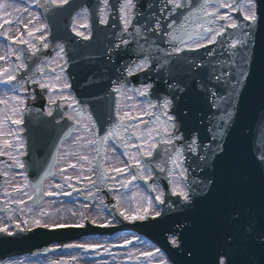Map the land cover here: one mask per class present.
Here are the masks:
<instances>
[{
    "label": "snow or ice",
    "instance_id": "6c2138e0",
    "mask_svg": "<svg viewBox=\"0 0 264 264\" xmlns=\"http://www.w3.org/2000/svg\"><path fill=\"white\" fill-rule=\"evenodd\" d=\"M70 3L72 0H30L16 8L27 14L16 22L24 23L23 30L5 29V24H12L9 19L0 23L4 29L0 31V61L9 65L0 67V77L6 78L4 84L12 85L14 125L25 123L24 97L34 101L37 97L36 91H28V84L44 93L47 104L69 101V108L80 112L70 93L63 44L54 51L51 44L52 56L27 75L29 57L50 49L49 25L37 10L48 13ZM138 3L117 0V7L110 9L122 28L115 49L134 46L136 59L126 67V79L112 89L114 118L98 138L96 128L91 129L89 142L98 145L96 156L84 155L87 168L78 161L75 176L57 167V155L34 182L26 172L23 183L14 187L5 179L0 185L4 196L0 237L19 240L35 229H83L81 236L100 237L45 248L34 254H52L54 258L43 264H264V145L253 143L250 136L256 125H264V76L257 86L260 106L253 124L249 126L241 118L244 94L253 82L255 34L264 27V0H149V16L143 21ZM108 4L104 0L100 9V23L105 26L110 23L104 15ZM237 12L240 15H233ZM91 27H78L75 18L71 32L89 41L92 33L80 29ZM21 70L24 74L18 75ZM50 74L61 81V88L45 82ZM141 74H145L144 81L131 82ZM49 90L56 95L49 96ZM125 90L140 98V113H121L116 94ZM201 99L208 102L210 114L200 107ZM5 103L0 99V105ZM52 114L49 108L47 115ZM68 119H73L72 113ZM18 143V154L8 153L12 163L0 171V177L14 179V168L29 167L20 158L28 155L26 145ZM0 147L10 149L12 141L4 140ZM109 151L114 154V165L107 163ZM69 166L77 169V163ZM257 171L262 181L259 204L246 194ZM52 204L74 206V211L69 209L73 219L48 211ZM205 204L212 205L213 211L198 223L192 214ZM150 232L163 242H154ZM0 264L24 261L6 257L0 258Z\"/></svg>",
    "mask_w": 264,
    "mask_h": 264
},
{
    "label": "water",
    "instance_id": "95a60500",
    "mask_svg": "<svg viewBox=\"0 0 264 264\" xmlns=\"http://www.w3.org/2000/svg\"><path fill=\"white\" fill-rule=\"evenodd\" d=\"M82 1L84 3L81 7H86L89 10L91 9L94 13L93 21H96L100 16V9L102 8L103 0ZM109 1L110 9H115L117 7V0ZM135 1L137 3V0ZM154 2L158 3V0H154ZM148 4L149 0H139L137 7L140 8V11L143 13L144 11H149L147 7ZM49 12L50 15H52L50 21L53 28V40L55 42L53 51L58 44L64 42L65 45H67L69 61L72 62L71 68L68 71L71 76L72 88L77 94V99L80 101L81 105H86V107L90 108L92 115L97 122L100 134V132L110 124V120L114 118V104L116 97L112 89L116 82L126 79L125 68L129 59H133L135 56L122 52L113 56L105 57L99 52V57L93 58L95 62H92L91 59H74V54L80 49L82 40L76 38L71 31H67L68 23L72 20L73 12L68 10L67 6L60 10H49ZM152 12H155V9H152ZM85 21L86 18H83V20L80 18L77 21V26L79 27L81 24H88V20ZM109 21L108 28L116 29L121 26L115 12L112 13L110 11ZM80 30L88 33L85 29ZM255 42L256 47L253 56L255 63L252 69L253 82L248 91L244 94L241 117L249 126L253 124L252 120L260 106V96L257 86L262 76H264V27L257 30L255 34ZM249 56L252 58L251 53ZM111 57L114 59L110 60ZM22 74H24V72ZM31 74L32 72L30 69L28 70L27 75ZM144 80L145 74L131 78V82L134 84H139ZM156 83L159 87H163L162 85H159L158 81H156ZM43 105L44 103H41L40 105L33 104V107H30L26 113L25 127L28 132L27 138L29 140V145L31 146L30 154L26 158V161L29 162V165L31 164V168L34 171L31 172L30 170V176L34 181L38 178L35 173L42 175L43 171L46 170L47 165L51 163L52 157L56 156L57 147L66 137L65 134L74 127V125L67 120L61 124L56 123V119L61 118L63 112L59 105L56 108L55 114L50 118L46 117L44 114ZM64 106L67 107V103H65ZM200 107L206 114H210L207 101L201 99ZM125 111H131L134 115L142 111V106L138 104L136 97L132 95H127L125 97L123 112ZM250 136L253 143L264 145V125H256ZM229 150L231 151V143L229 145ZM113 156L114 154L110 152L109 165L115 164V160L111 159ZM246 194L255 198L257 204H259L262 194V181L258 171L255 172L253 176L251 187L246 189ZM212 211L213 207L210 204L198 205L197 212L192 214L191 218H195L198 223H202L211 216ZM130 228L132 229L133 226H130ZM84 231L86 230L62 229L51 231L46 229H36L34 232L28 233L26 237L19 240L13 237H1L0 258L33 252L41 253L43 249L48 248L50 245L61 242L67 243L70 240L82 237L80 233ZM92 231L101 232L100 229H92ZM150 235L155 238L154 242H163L155 232H150ZM4 240H7L8 242H2Z\"/></svg>",
    "mask_w": 264,
    "mask_h": 264
},
{
    "label": "rangeland",
    "instance_id": "374dc122",
    "mask_svg": "<svg viewBox=\"0 0 264 264\" xmlns=\"http://www.w3.org/2000/svg\"><path fill=\"white\" fill-rule=\"evenodd\" d=\"M27 3H30V1ZM25 4L20 5V7H24ZM31 5H33V3H31ZM7 9H9V13H10L7 16L10 17L13 15V11L16 9V6L14 4L8 5ZM15 12H16V10H15ZM17 14L21 15V13H18V12H16V14L14 13L15 16ZM37 35H39V33ZM47 83H51L57 88L61 87V85H62L60 80H58L56 78H52V79L48 80ZM2 93H5V92L0 91V99H3L5 101H10L11 103H13L11 101V99H8L7 96H5V94H2ZM54 95H56V93L52 92L51 96H54ZM65 95H68V94L65 93ZM3 107H5V106L4 105L0 106V111H2V112H0L1 114H3V112H6L5 110H3ZM9 107H10V105H9ZM9 112L13 113L12 108L9 109ZM90 136H91L90 126L85 124V125H83V127L80 128L77 136L71 142L67 143L66 147L64 148L63 153H62V157H61V165H62V167L63 166L67 167V173L68 174H71L73 176H75L77 174L78 168H77V170H75L69 166L75 162L77 163V161H78L77 152H80V154L87 155V156H89V154H90L89 158H91V154L93 152V145H92V143L88 142ZM72 161H75V162H72ZM84 162H85V164H87L86 161H84ZM85 168H87V165L85 166ZM73 183H75V180H73ZM63 199H65V198H63ZM71 207L75 210L74 206H72V205L65 206L62 204H52V205L48 206L47 210H49L50 212L55 213L57 215L63 214L65 216H68L69 219L71 220L73 218L70 216V214H68L69 209ZM57 209H59V212H57Z\"/></svg>",
    "mask_w": 264,
    "mask_h": 264
},
{
    "label": "bare ground",
    "instance_id": "6f19581e",
    "mask_svg": "<svg viewBox=\"0 0 264 264\" xmlns=\"http://www.w3.org/2000/svg\"><path fill=\"white\" fill-rule=\"evenodd\" d=\"M7 104H9V103H7ZM64 105H65V103H64ZM89 156H90V154H89ZM93 157H95V145L93 146V152L91 154V158H93ZM70 209L74 210L72 207ZM68 214H70V212H68Z\"/></svg>",
    "mask_w": 264,
    "mask_h": 264
}]
</instances>
